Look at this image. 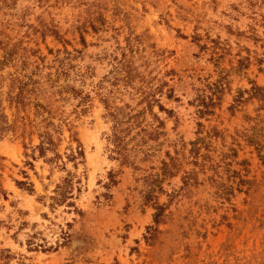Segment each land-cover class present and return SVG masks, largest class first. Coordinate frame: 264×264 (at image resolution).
I'll use <instances>...</instances> for the list:
<instances>
[{
	"label": "rangeland",
	"instance_id": "1",
	"mask_svg": "<svg viewBox=\"0 0 264 264\" xmlns=\"http://www.w3.org/2000/svg\"><path fill=\"white\" fill-rule=\"evenodd\" d=\"M254 85L264 0H0V264H264Z\"/></svg>",
	"mask_w": 264,
	"mask_h": 264
},
{
	"label": "trees",
	"instance_id": "2",
	"mask_svg": "<svg viewBox=\"0 0 264 264\" xmlns=\"http://www.w3.org/2000/svg\"><path fill=\"white\" fill-rule=\"evenodd\" d=\"M125 72L127 73L125 78L131 79L132 75H131L130 70L127 69V70H125ZM21 86H23V84L18 87L19 92H17L14 95V100L18 104L24 105L23 88ZM252 90H253V95H255L259 99V101H261V106L264 107V88H261L257 85H254L252 87ZM141 91L143 92V90H141ZM143 93H144L143 97L145 96V98H142V99L147 101L148 106H151V101L146 98L147 97L146 92H143ZM36 105L41 107L40 104H36ZM160 107H162V106H160ZM112 115L114 116L115 114H112ZM115 118H116L115 119L116 124L114 126L115 131L113 132V136H112V142L114 144L113 152L118 154L121 158H123L122 161H125L127 158V155L124 153L125 144H123V136H121V134H120L122 132V130H121L122 128H120V120H118V118L116 116H115ZM141 130L145 133H148L149 136H153L154 132H149L146 128H141ZM246 137L250 143H252L254 145H259V147H257V151L259 152L258 155L264 164V154L260 153V150L264 151L263 144L260 143V140L257 141L255 139V135L253 133L246 135ZM47 143H50V144L53 143L50 137H47ZM40 146H41L40 149H42L43 148L42 143L40 144ZM75 152L80 157L83 156V149L81 148L80 144H78L77 150ZM76 154L73 153L69 157H71L72 159H75ZM162 164L163 165L161 167L160 175H162L163 177L172 176L173 175V169H175L177 167L174 159L170 158L169 162H162ZM155 176L156 177L152 176L149 179V190L147 192L149 196L150 195L153 196V192L155 191L156 185H157L156 183L163 178V177L158 178L157 175H155ZM29 190H31V189H29ZM72 195H73V193H72V182L67 179V180H64V182L62 184L56 186L55 194L51 197V199L54 201L55 204L67 202L69 204V206H73L74 205L73 202L68 201L69 199L72 198ZM154 209H155V212L153 214V220L155 223L158 224V223L162 222L164 219L165 207L163 204H159L158 202H155L154 203ZM147 231H148V235L145 238L147 239V241L153 240L155 238L157 228L149 226V227H147ZM65 236H67V235H65Z\"/></svg>",
	"mask_w": 264,
	"mask_h": 264
}]
</instances>
